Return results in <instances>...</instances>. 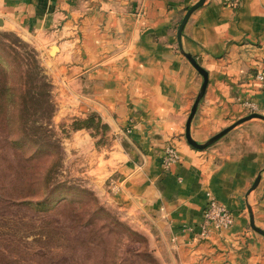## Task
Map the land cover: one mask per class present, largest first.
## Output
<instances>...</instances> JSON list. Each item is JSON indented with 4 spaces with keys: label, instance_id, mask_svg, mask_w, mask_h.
I'll return each instance as SVG.
<instances>
[{
    "label": "crops",
    "instance_id": "obj_1",
    "mask_svg": "<svg viewBox=\"0 0 264 264\" xmlns=\"http://www.w3.org/2000/svg\"><path fill=\"white\" fill-rule=\"evenodd\" d=\"M195 1L0 0V28L32 45L61 112L94 115L114 136L93 171L161 264H264V236L246 211L264 231V120L247 119L203 149L183 136L201 77L180 54L176 29ZM179 43L207 72L193 140L243 116L242 100L264 116V0H204ZM167 144L178 159L162 168ZM206 192L233 223L200 236Z\"/></svg>",
    "mask_w": 264,
    "mask_h": 264
},
{
    "label": "rangeland",
    "instance_id": "obj_2",
    "mask_svg": "<svg viewBox=\"0 0 264 264\" xmlns=\"http://www.w3.org/2000/svg\"><path fill=\"white\" fill-rule=\"evenodd\" d=\"M1 42L17 51L18 64L5 66L13 92L25 91L37 70L48 83L50 106L29 94L0 100V264H161L107 201L105 182L93 171L95 154L105 156L114 136L94 120L92 129L80 128L83 117L59 110L30 43L0 28ZM4 55L0 49L5 62ZM240 103L244 115L257 110Z\"/></svg>",
    "mask_w": 264,
    "mask_h": 264
},
{
    "label": "water",
    "instance_id": "obj_3",
    "mask_svg": "<svg viewBox=\"0 0 264 264\" xmlns=\"http://www.w3.org/2000/svg\"><path fill=\"white\" fill-rule=\"evenodd\" d=\"M204 0H196L194 3H192L190 6H188L185 10V12L183 13L178 25H177V29H176V41H177V46L179 48V52L180 54L188 61V63L193 67V69L200 75L201 77V83L199 85V89L193 99V102L190 106V109H189V112L186 116V119H185V122H184V131H183V136H184V139L186 141V143L188 145H190L192 148H195V149H203L205 148L206 146H208L209 144H211L212 142H214L215 140H217L220 136H222L223 134H225L229 129H231L232 127H234L235 125L247 120V119H250V118H259V119H262L264 120V116L259 114V113H256V112H250L242 117H239L237 118L236 120H234L231 124L221 128L219 131H217L216 133L212 134L211 136H209L204 142H196L195 140H193L191 137H190V134H189V123H190V120L195 112V108H196V105H197V102L198 100L202 97L203 93H204V90H205V86H206V83H207V72L205 71V69H203L196 61L195 59L188 53L186 52H183L180 48V43H179V38H180V32H181V29L188 17V15L194 10L196 9L197 7H199L202 3H203ZM55 50V46H51L50 47V53H52L53 51ZM258 179H259V174H256V176L254 177L252 183L250 184L248 190H247V193L252 190L257 182H258ZM246 211H247V215H248V226L249 228L264 236V231L261 230L260 228H258L257 226L254 225L253 223V220H252V214H251V209L248 205H246Z\"/></svg>",
    "mask_w": 264,
    "mask_h": 264
},
{
    "label": "trees",
    "instance_id": "obj_4",
    "mask_svg": "<svg viewBox=\"0 0 264 264\" xmlns=\"http://www.w3.org/2000/svg\"><path fill=\"white\" fill-rule=\"evenodd\" d=\"M17 40V39H16ZM6 47L7 50H5ZM0 49L4 52V56L6 57L5 62L0 57V100L4 99L5 101L10 100V98H25L28 95L29 98H42V104L44 103L46 108H49V100L46 98L48 97V83L45 81V79L38 73L37 70H32V78H30L29 85H25L24 81L22 80V77H19L17 85L23 86L25 85V91H21V88L19 89V92L15 94L12 90V85L9 83V77L7 76V70L5 66L8 64V61H11L12 64L15 62V56H17V51L14 50V48L10 45L4 44L3 42L0 43ZM15 55V56H14ZM18 64V63H15ZM36 68V66H34ZM22 74L24 71H21ZM27 74V73H26ZM24 73V76L26 75ZM32 90L31 93H29ZM3 101V100H2ZM4 101V102H5ZM80 119V118H79ZM95 121L96 123L99 122L100 128H107V126L102 123L98 117L94 115H87L83 118H81L79 121H81L80 128L83 129H92L91 123L92 121ZM90 122V123H89Z\"/></svg>",
    "mask_w": 264,
    "mask_h": 264
},
{
    "label": "built area",
    "instance_id": "obj_5",
    "mask_svg": "<svg viewBox=\"0 0 264 264\" xmlns=\"http://www.w3.org/2000/svg\"><path fill=\"white\" fill-rule=\"evenodd\" d=\"M226 4H232L233 0H222ZM258 78H261L258 76ZM178 155L174 148L165 145L160 160L162 168H167L176 162ZM233 223V215L224 206L219 204L209 192L205 193V205L201 214L200 236H205L210 230H222L229 228Z\"/></svg>",
    "mask_w": 264,
    "mask_h": 264
},
{
    "label": "bare ground",
    "instance_id": "obj_6",
    "mask_svg": "<svg viewBox=\"0 0 264 264\" xmlns=\"http://www.w3.org/2000/svg\"><path fill=\"white\" fill-rule=\"evenodd\" d=\"M55 51V50H54ZM55 53V52H54Z\"/></svg>",
    "mask_w": 264,
    "mask_h": 264
}]
</instances>
